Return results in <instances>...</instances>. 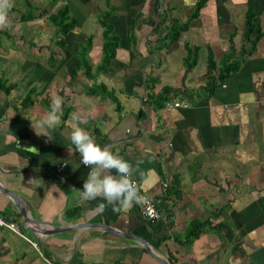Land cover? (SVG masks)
Instances as JSON below:
<instances>
[{
	"label": "crops",
	"instance_id": "0c3cea01",
	"mask_svg": "<svg viewBox=\"0 0 264 264\" xmlns=\"http://www.w3.org/2000/svg\"><path fill=\"white\" fill-rule=\"evenodd\" d=\"M196 1L0 0L8 5L0 9V78L6 85H0V181L11 191L0 190V214L21 232L0 226V264H163L156 255L170 263L174 257L175 264H264V36L252 53L245 51L247 7L240 18L236 8L247 0H209L176 45L160 48L162 13L185 19ZM258 1L256 20L264 29ZM63 5L78 24L61 45L41 9ZM28 11L34 16L22 21ZM107 11L120 40L97 82L114 92L119 107L85 91L94 80L78 58L92 36L86 59L94 68L101 62L98 16ZM231 35L240 63L220 80ZM186 44L198 47L189 60ZM210 53L216 65L208 72ZM167 86L177 88L188 106L157 108L152 101ZM56 96L71 110L63 118L62 103L55 127L48 136L38 134L33 122L48 114ZM77 123L134 166L139 201L100 211L103 197L80 196L90 166L77 167L79 153L68 147ZM144 195L161 196L160 208L172 219L147 220ZM197 220L208 221L204 231L178 242L175 236L185 239ZM101 224L147 240L153 250Z\"/></svg>",
	"mask_w": 264,
	"mask_h": 264
},
{
	"label": "trees",
	"instance_id": "16d2710c",
	"mask_svg": "<svg viewBox=\"0 0 264 264\" xmlns=\"http://www.w3.org/2000/svg\"><path fill=\"white\" fill-rule=\"evenodd\" d=\"M209 0H197L194 4L193 11L187 15L185 19L179 17L169 16L167 12H163L161 16V24L164 26L165 35L161 40L160 48H172L179 41L183 32L190 28L191 21L196 19L200 15V10L206 6ZM256 0H247V9L245 12V20L242 31V40L247 42L245 51L249 50L251 53L256 49L258 42L264 36V29H262L260 23L256 20L258 15L255 9ZM26 7L31 11L33 5L29 1L26 2ZM112 11V10H111ZM111 11H107L98 16V22L103 27V56L101 62L94 68L92 64L88 63L86 59L85 52L90 48L92 44L93 37L89 36L86 44L83 46L81 52L78 53V58L80 65L84 68L85 75L94 80V83L90 86H86L85 91L91 95H102L111 98L116 102L117 107H119V101L117 96L111 91L104 82H97L101 73H108L109 66L112 60L115 58L117 49L119 47V35L114 31V26L108 21V17L111 15ZM27 12V11H25ZM22 13L21 20L26 21L32 18L29 11L28 13ZM41 14H48V21L52 23L57 30V35L59 38V43L63 45L65 43L66 36L76 27L78 24V19L71 14L70 7L68 5H63L59 7L56 11H50L48 9H41ZM230 52L224 55L221 59L220 64V80H224L230 75L232 71H235L239 67L240 58H236V47L233 41V35L230 36ZM187 50L186 60L191 57H195L198 51V47L195 49L191 48L188 44L185 45ZM216 62L213 55L210 53L208 58V72L214 68ZM0 85L2 88L6 89L5 81L0 78ZM178 89L167 86L158 93L152 103L157 108H162L165 106L166 101L169 99L170 95H177ZM68 105V106H67ZM71 107L68 102H63V118L68 116ZM208 221H194L190 223L184 233V238L182 236H175L176 240L181 244H186L198 237L207 226ZM170 261L175 264L174 257L170 256Z\"/></svg>",
	"mask_w": 264,
	"mask_h": 264
},
{
	"label": "clouds",
	"instance_id": "9594fccd",
	"mask_svg": "<svg viewBox=\"0 0 264 264\" xmlns=\"http://www.w3.org/2000/svg\"><path fill=\"white\" fill-rule=\"evenodd\" d=\"M7 3H0V9L6 8ZM3 21V14L0 13V22ZM63 103V97L56 96L52 100L50 111L43 118L33 122L38 134L48 136V130L55 127V122L60 119L59 110ZM72 119L79 121L78 114H73ZM44 129V131H40ZM69 150L79 153L80 163L90 166L89 173L79 188L80 196L83 199L94 200L97 196L103 197L96 207L103 211L107 204H111L114 211L121 207H130L134 202L141 199L138 188L132 178L134 166L108 148L97 143L90 133L80 127L77 123L68 136ZM115 170V171H113ZM106 201L107 203H105Z\"/></svg>",
	"mask_w": 264,
	"mask_h": 264
},
{
	"label": "built area",
	"instance_id": "2783aa9c",
	"mask_svg": "<svg viewBox=\"0 0 264 264\" xmlns=\"http://www.w3.org/2000/svg\"><path fill=\"white\" fill-rule=\"evenodd\" d=\"M188 103L187 101L181 99L180 97H178L177 95H170L169 99L166 101L165 103V107L167 109H175V108H179V107H187ZM135 182V181H134ZM136 184V182H135ZM169 187V182L165 181L163 183V194L166 193L167 188ZM161 196L159 197H148L146 195H144L142 197L143 199V203H142V213L144 215V217H146L147 220H149L150 222H156L159 221L161 219L163 220H171L172 219V215L171 214H167L166 212H164L161 208H160V202H161ZM0 226H6L10 229H12L15 232L21 233L20 229L18 227V224L12 220H8L6 218H4V216H2L0 214ZM36 244V243H34ZM47 264H57L49 259H46Z\"/></svg>",
	"mask_w": 264,
	"mask_h": 264
},
{
	"label": "water",
	"instance_id": "95a60500",
	"mask_svg": "<svg viewBox=\"0 0 264 264\" xmlns=\"http://www.w3.org/2000/svg\"><path fill=\"white\" fill-rule=\"evenodd\" d=\"M0 190H1L3 193L7 194V195H10V194H11V191H10L9 189H7V188L2 184L1 181H0ZM16 206H17V209H18V210H19V211H20L25 217H27V213H26L25 209H24L21 205H19L18 203H16ZM100 226L103 227V228H105V229H107V230H109V231H113V232H115V233H117V234H119V235H121V236L133 238V239L139 241L140 243H143L144 246H145L148 250H150V251L153 250L152 247L150 246V243H149L147 240L141 239L140 237L135 236V235H132V234H130V233L123 232V231H120V230H118V229H114L113 227H111V226H109V225H107V224H101ZM154 254H155V253H154ZM155 255H156V254H155ZM156 257H157V258L161 261V263H163V264H172V263H170L169 261H167L166 259H163V258H161V257H159V256H157V255H156Z\"/></svg>",
	"mask_w": 264,
	"mask_h": 264
},
{
	"label": "rangeland",
	"instance_id": "374dc122",
	"mask_svg": "<svg viewBox=\"0 0 264 264\" xmlns=\"http://www.w3.org/2000/svg\"><path fill=\"white\" fill-rule=\"evenodd\" d=\"M258 2H259L258 5H257L258 9H260V10L262 9V11H264V0H259ZM244 7L245 8H238V7L236 8L238 10V15H237L238 18H240V12H242V10H245L247 5L245 4Z\"/></svg>",
	"mask_w": 264,
	"mask_h": 264
}]
</instances>
